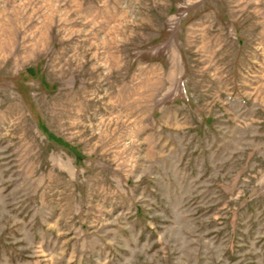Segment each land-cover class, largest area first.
I'll return each mask as SVG.
<instances>
[{"label":"rangeland","instance_id":"obj_1","mask_svg":"<svg viewBox=\"0 0 264 264\" xmlns=\"http://www.w3.org/2000/svg\"><path fill=\"white\" fill-rule=\"evenodd\" d=\"M0 264H264V0H0Z\"/></svg>","mask_w":264,"mask_h":264}]
</instances>
